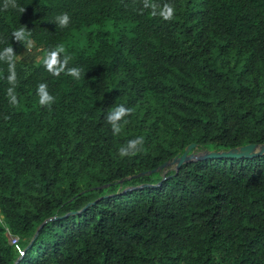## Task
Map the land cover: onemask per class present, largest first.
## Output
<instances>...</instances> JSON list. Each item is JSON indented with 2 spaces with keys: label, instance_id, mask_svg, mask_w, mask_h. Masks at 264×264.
I'll return each instance as SVG.
<instances>
[{
  "label": "trees",
  "instance_id": "16d2710c",
  "mask_svg": "<svg viewBox=\"0 0 264 264\" xmlns=\"http://www.w3.org/2000/svg\"><path fill=\"white\" fill-rule=\"evenodd\" d=\"M192 143H264V0H0V264H264V155Z\"/></svg>",
  "mask_w": 264,
  "mask_h": 264
},
{
  "label": "water",
  "instance_id": "95a60500",
  "mask_svg": "<svg viewBox=\"0 0 264 264\" xmlns=\"http://www.w3.org/2000/svg\"><path fill=\"white\" fill-rule=\"evenodd\" d=\"M194 147H195V143L190 144L189 146L186 147L184 153L178 154L172 160L166 161L159 167V169L165 168L167 166H172L179 169L183 163L195 161V160L208 159V158H222V157L254 158L257 156L264 155V143L263 144L250 143L238 147H233L229 150H219V151L206 149L204 151L196 152L193 150ZM140 174H144V172ZM51 219L52 218H49L45 222ZM45 222L41 225V227L45 224ZM37 234L38 231L35 236H37ZM32 244L33 241L30 243V246H32ZM19 260L20 258L17 260V262Z\"/></svg>",
  "mask_w": 264,
  "mask_h": 264
},
{
  "label": "clouds",
  "instance_id": "9594fccd",
  "mask_svg": "<svg viewBox=\"0 0 264 264\" xmlns=\"http://www.w3.org/2000/svg\"><path fill=\"white\" fill-rule=\"evenodd\" d=\"M171 13H172V9H169L168 11V16L170 17L171 16ZM58 21H59V24L61 27H67V25L69 24L70 22V17L68 16L67 13H63L61 14V16L57 17ZM47 99L50 101L52 98L51 97H47ZM43 102V101H42ZM128 112H130V109H127L125 106L123 105H119V106H116L115 109L111 110L110 111V114L106 117V119L112 123L114 122V120L118 119L119 117L127 114ZM115 127V125H114ZM117 131H119V129L117 128L116 129ZM132 143L134 144H142L143 143V138L140 137L138 138L136 141H133ZM119 154L121 156H125V155H128L129 153L126 152L123 148L120 150Z\"/></svg>",
  "mask_w": 264,
  "mask_h": 264
},
{
  "label": "rangeland",
  "instance_id": "374dc122",
  "mask_svg": "<svg viewBox=\"0 0 264 264\" xmlns=\"http://www.w3.org/2000/svg\"><path fill=\"white\" fill-rule=\"evenodd\" d=\"M22 55H32L37 59H40L42 56V51L40 48H37L36 45L32 42L28 47L23 51Z\"/></svg>",
  "mask_w": 264,
  "mask_h": 264
},
{
  "label": "built area",
  "instance_id": "2783aa9c",
  "mask_svg": "<svg viewBox=\"0 0 264 264\" xmlns=\"http://www.w3.org/2000/svg\"><path fill=\"white\" fill-rule=\"evenodd\" d=\"M0 220H1V218H0ZM6 229H7L6 233H7V236L9 238L10 243L17 244L20 240V237L18 235L13 234L9 227H6Z\"/></svg>",
  "mask_w": 264,
  "mask_h": 264
}]
</instances>
